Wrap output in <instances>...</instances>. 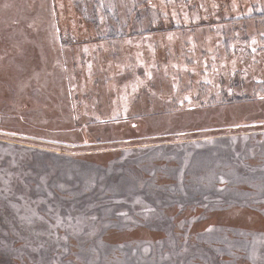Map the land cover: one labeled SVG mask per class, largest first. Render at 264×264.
Returning <instances> with one entry per match:
<instances>
[{"label": "rangeland", "instance_id": "1", "mask_svg": "<svg viewBox=\"0 0 264 264\" xmlns=\"http://www.w3.org/2000/svg\"><path fill=\"white\" fill-rule=\"evenodd\" d=\"M0 128V264H264V0H0Z\"/></svg>", "mask_w": 264, "mask_h": 264}, {"label": "trees", "instance_id": "2", "mask_svg": "<svg viewBox=\"0 0 264 264\" xmlns=\"http://www.w3.org/2000/svg\"><path fill=\"white\" fill-rule=\"evenodd\" d=\"M117 20V19H116ZM118 21V20H117ZM112 29L110 38L115 37H124L125 34L122 33V28H116L115 26L110 27ZM116 33V35H115ZM1 145V144H0ZM9 145V144H6ZM11 145V144H10ZM4 146V145H2ZM11 146H16L12 144ZM23 148H3L0 146V186H10L12 188L10 190V198L11 196L14 198L20 192L18 191V184H24L28 182V180L34 181V185H39V183L44 179L45 184L46 179H48V175L44 174V177H40V175L36 174L35 179H31L30 175H34L32 172L31 164L34 163V155L36 154L35 151H28L33 150V148H29L26 150H20ZM15 170V171H13ZM39 172L43 169L38 168ZM40 178V179H39ZM42 179V180H41ZM28 184V183H26ZM27 186H31L28 184ZM1 188V187H0ZM42 195V194H41ZM39 195V196H41ZM57 196L54 194L52 189H47L44 192V196L35 199L36 203V210H39L42 207L43 203L54 202L56 201ZM87 197V196H86ZM135 197V196H134ZM109 202L108 200H100L98 199L97 203L99 206L106 205ZM58 208L55 207V211H51L48 209V213L51 215L46 218L51 226V231L54 230H62L64 233L69 234L71 231L80 230L81 228L88 227L91 225L93 221H98L100 214L98 211H95L94 207V200H90L89 197L81 198L73 200L72 202L68 201H58ZM59 212V213H58ZM52 224L55 225L53 228ZM0 222V226H1ZM3 231V228L0 227V232Z\"/></svg>", "mask_w": 264, "mask_h": 264}, {"label": "built area", "instance_id": "3", "mask_svg": "<svg viewBox=\"0 0 264 264\" xmlns=\"http://www.w3.org/2000/svg\"><path fill=\"white\" fill-rule=\"evenodd\" d=\"M0 140L3 141H13V142H21L23 140H30L29 137L16 133V132H11L8 130H4L0 128ZM40 141V140H38Z\"/></svg>", "mask_w": 264, "mask_h": 264}]
</instances>
